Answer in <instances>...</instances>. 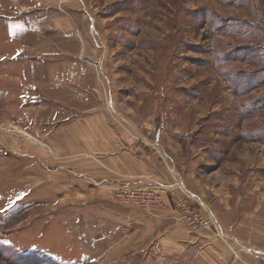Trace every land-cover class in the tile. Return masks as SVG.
Returning <instances> with one entry per match:
<instances>
[{
    "label": "rangeland",
    "instance_id": "obj_1",
    "mask_svg": "<svg viewBox=\"0 0 264 264\" xmlns=\"http://www.w3.org/2000/svg\"><path fill=\"white\" fill-rule=\"evenodd\" d=\"M0 264H264V0H0Z\"/></svg>",
    "mask_w": 264,
    "mask_h": 264
},
{
    "label": "crops",
    "instance_id": "obj_2",
    "mask_svg": "<svg viewBox=\"0 0 264 264\" xmlns=\"http://www.w3.org/2000/svg\"><path fill=\"white\" fill-rule=\"evenodd\" d=\"M120 145L121 144L119 143V141L115 145L113 144V150L111 151V154H109L108 157V160H110L108 166H106L105 163L106 169L108 168L110 171L109 175L106 174V171L105 174H101V176L103 177L101 183L104 184L105 188L111 189L118 187L121 184H126L122 187H139L146 186V183H154L161 180V177L157 174L155 168L150 165V162L147 158L144 159L143 157L138 155V151L130 149H127L125 151L121 150V152H119L118 149L120 148ZM116 146L119 148L116 149ZM136 150H138V148H136ZM112 175H118L121 177L120 179L119 177H114V182L106 183L107 179H110ZM166 213V218H175L174 214L169 215V210Z\"/></svg>",
    "mask_w": 264,
    "mask_h": 264
},
{
    "label": "built area",
    "instance_id": "obj_3",
    "mask_svg": "<svg viewBox=\"0 0 264 264\" xmlns=\"http://www.w3.org/2000/svg\"><path fill=\"white\" fill-rule=\"evenodd\" d=\"M174 185H177L175 183ZM173 188L172 186H139V187H123L117 189L114 197L119 202H129L135 203L145 207L157 206L166 207V202L163 199L164 191L161 189ZM174 194V193H173ZM173 196V201L179 205L186 206L187 204L176 199ZM185 215L192 220L194 227L196 228H211L213 227L215 221L212 215H205L199 211H193L190 206L185 209Z\"/></svg>",
    "mask_w": 264,
    "mask_h": 264
}]
</instances>
